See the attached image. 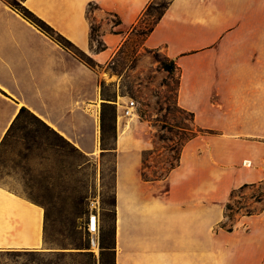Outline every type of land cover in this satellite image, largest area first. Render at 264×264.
Masks as SVG:
<instances>
[{
    "label": "crops",
    "instance_id": "1",
    "mask_svg": "<svg viewBox=\"0 0 264 264\" xmlns=\"http://www.w3.org/2000/svg\"><path fill=\"white\" fill-rule=\"evenodd\" d=\"M17 1L98 66L0 2V142L24 107L94 157L101 82L115 83L108 64L154 0ZM143 47L174 62L176 104L196 134L163 177L145 180L146 154H157L148 122L116 128L103 152L115 157V264H264L262 201L222 227L232 193L264 184V0H170ZM43 246L42 209L0 183V250Z\"/></svg>",
    "mask_w": 264,
    "mask_h": 264
},
{
    "label": "rangeland",
    "instance_id": "2",
    "mask_svg": "<svg viewBox=\"0 0 264 264\" xmlns=\"http://www.w3.org/2000/svg\"><path fill=\"white\" fill-rule=\"evenodd\" d=\"M0 2L18 13L22 10L23 5L17 0ZM168 2L154 0L151 16L141 18L128 41L108 64V75L112 74L115 83H105L102 88L104 97L115 104L118 130L130 129V119L136 117L148 122L149 131L154 133L157 154H146L142 171L149 179L163 177L176 164L182 145L196 134L191 115L176 104L178 71L164 67L170 64L162 49L143 47L145 37L140 31L154 24L161 11L157 6ZM130 102L135 107L128 116ZM108 135L106 143L114 148V140ZM96 154L89 157L74 150L27 114L16 122L0 147V183L42 209L44 246L2 249L0 264H111L109 254L101 257V248L93 249L86 230L88 211L99 208L100 246L102 238L105 244H111L115 157L113 153L103 154L101 138L100 151ZM258 200L264 204V184L236 191L226 204L227 219L223 225L229 227L240 215L259 209ZM80 209L84 213L77 216ZM85 246L89 249H80ZM81 253L92 256L84 257Z\"/></svg>",
    "mask_w": 264,
    "mask_h": 264
},
{
    "label": "trees",
    "instance_id": "3",
    "mask_svg": "<svg viewBox=\"0 0 264 264\" xmlns=\"http://www.w3.org/2000/svg\"><path fill=\"white\" fill-rule=\"evenodd\" d=\"M168 4H169V2L166 3V4H163L161 6L158 5L157 8H160L161 11L159 12V16L156 19V21L154 22V24L151 25V26H149L147 29H144L143 31H140L141 34L145 37V39L154 30L156 24L159 22V20L163 16L164 12L166 11V9L168 7ZM152 6H153V4H150L148 6V8L146 9L143 17L144 16H146V17L151 16V10L153 9ZM19 14L24 19H26L28 22H30L33 26H35L39 31H41L42 33H44L45 35H47L49 38H51L53 41H55L56 43H58L64 49L71 51L79 60H81L87 66H89L91 68H96L98 66V64L89 55H87L86 53H84L83 51H81L79 48H77L71 41H69L63 35H61L60 33H58L52 26H50L48 23H46L44 20H42L40 17H38L32 11H30L29 9H27L25 6H22V10L20 11ZM116 24H118V23H116ZM139 30H141V28H139L137 31H139ZM91 40H92V42H96L97 43L98 50H102L104 48L103 43L99 40V37H98V27L94 23L91 24ZM168 61H169V64L170 65H165L164 64V67L168 71L175 69L174 62L173 61H170L169 59H168ZM104 85H105V83L102 82L101 83V88H103ZM102 97H103V100L104 101L102 102L101 114H100L101 147H102L103 152H105L107 150L109 151V150L115 149V140H116V136H117L116 135L115 120H116L117 110H116L115 104L111 100H108V98H105L104 97L103 91H102ZM24 114H27L28 116H30L34 121H36L37 123H39L40 125H42L47 131H49L51 134H53L59 140L67 143L74 150L79 151L80 153H82L79 149H77L65 137H63L57 131H55L54 129H52L44 121H42L39 117H37L36 115H34L32 112H30L28 109H26L24 107L21 108V110L19 111V113H18L15 121L13 122L10 130L8 131V133H6L5 137L3 138V140H2V142L0 144V147L4 145L6 139L10 135V132H11L13 126L16 124V122H18L21 119V117ZM191 117H192V115H191ZM109 132H111V133H109ZM108 134H111V137L114 140V148H109L108 147V144L106 143V140L109 138V135ZM142 177L145 180H149V178H146L143 175H142ZM235 192L236 191H234L231 196H234V193ZM260 201H262V200H258L257 202H260ZM112 206L114 208L113 209V214H114V220H115V198H114V200L112 202ZM253 211L254 210L248 211L245 214H252ZM82 212L84 213V209H80V211L77 212L76 215L78 216V215L82 214ZM88 214H89V211L87 213L86 220H87ZM226 218H227V216H226ZM222 227H227V226H224L222 224ZM44 231H45V228H44ZM103 240H105V239L102 238L101 246L99 245V247L101 248V257H103L105 254H109L111 256V264H115L114 228H113V238H112L111 244L110 245L105 244V242ZM80 246H82V245H80ZM80 249L81 250H88L89 247L88 246H85L84 248H80ZM81 254L84 257H86V256H92L91 253H81ZM102 264H103V262H102Z\"/></svg>",
    "mask_w": 264,
    "mask_h": 264
},
{
    "label": "built area",
    "instance_id": "4",
    "mask_svg": "<svg viewBox=\"0 0 264 264\" xmlns=\"http://www.w3.org/2000/svg\"><path fill=\"white\" fill-rule=\"evenodd\" d=\"M135 103L130 102L127 106L126 115H130V110L134 109ZM101 213L97 207L91 208L86 220V230L91 237V246L95 250H99L100 245V230H101Z\"/></svg>",
    "mask_w": 264,
    "mask_h": 264
},
{
    "label": "bare ground",
    "instance_id": "5",
    "mask_svg": "<svg viewBox=\"0 0 264 264\" xmlns=\"http://www.w3.org/2000/svg\"><path fill=\"white\" fill-rule=\"evenodd\" d=\"M130 115H131V112H130ZM37 215V214H36ZM41 212L38 214V216H35L33 219H34V225L37 223L38 219H40V223H41ZM24 245H31L29 243H25Z\"/></svg>",
    "mask_w": 264,
    "mask_h": 264
}]
</instances>
